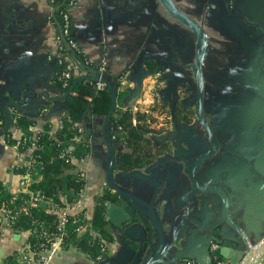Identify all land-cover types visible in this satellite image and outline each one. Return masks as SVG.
Wrapping results in <instances>:
<instances>
[{
  "label": "crops",
  "instance_id": "crops-1",
  "mask_svg": "<svg viewBox=\"0 0 264 264\" xmlns=\"http://www.w3.org/2000/svg\"><path fill=\"white\" fill-rule=\"evenodd\" d=\"M171 1L182 14L198 22L207 34L209 46L202 62L204 111L217 136L219 149H228L233 140L243 145V136L237 129L230 134L223 132L227 124L222 120L230 106L245 105L248 114L254 111L257 116L264 112V96L256 89L258 85L264 91V0ZM52 10L49 0H0V115L6 119V122L2 119L0 125V182L15 196L24 193L23 170L17 171L12 165L24 166L33 155L9 141L26 135L17 124V116L35 121L28 128L30 135L42 132L48 123L55 136L62 125L64 102L52 100L64 95L54 82L60 67L48 58V53L54 51ZM71 15L73 33L85 56L94 63H105L110 76L117 77L126 69L132 72L130 80L134 87L119 91L116 106L135 109L140 91L151 83L150 74L155 69L150 68V64L153 63L164 73L159 101L164 100L168 88L169 93L174 88L180 92L185 82L189 87L190 103L195 108L194 121L185 124L190 129L189 134L187 130L181 131L170 116V130L155 135L161 142L165 135L175 132L173 139L168 140L172 151L158 158L159 165L126 173L114 169L116 153L110 115L89 114L86 122L80 125L85 128V135L74 139V146L85 139L91 150L84 159L73 161L76 166L73 171L86 172V191L73 202L72 212H84L92 225L95 205L106 190L117 192L120 197L124 194L148 215L155 247L163 236L161 252H166L172 238L185 229L187 209L209 207L211 213L202 218V225L207 229L222 222L220 197L215 194L197 196L189 177L191 164L211 145L196 114L197 90L193 73L199 49L196 31L170 14L162 0H80L71 8ZM82 75L80 72L76 77ZM140 78L142 87L138 94L132 95ZM85 81L91 83L93 80ZM128 90L130 93L123 95ZM5 109L11 117L9 127ZM219 161L218 155L210 159L198 170L197 180L202 186L226 187L228 184L231 217L244 225L240 212L245 203L231 190L234 184L219 174L221 169V173L226 169ZM261 172L258 192L264 197V167ZM34 178L36 182L40 176ZM244 184L246 187L254 185L251 178ZM196 199L202 204L196 206ZM112 230L114 241H108L109 253L101 261L94 260V264H124L131 258L133 240L126 236L121 238L114 226ZM29 236L28 230L17 231L1 222L0 264H8L11 255L20 263V254L29 248ZM154 253L148 257L144 255L138 264L148 262ZM66 259L67 264H82L75 258ZM57 260L56 264H60L61 258ZM259 264H264V256Z\"/></svg>",
  "mask_w": 264,
  "mask_h": 264
},
{
  "label": "trees",
  "instance_id": "trees-1",
  "mask_svg": "<svg viewBox=\"0 0 264 264\" xmlns=\"http://www.w3.org/2000/svg\"><path fill=\"white\" fill-rule=\"evenodd\" d=\"M150 68L160 70V67H156L153 63L150 64ZM74 79L64 86L63 81L57 75L54 82L56 87L65 93ZM129 93L128 90L123 95ZM188 94L187 91L182 96H178L174 106L170 101L161 100L145 109L134 111L122 105L114 107L115 95L111 88L94 91L92 82H79L65 101L66 108L61 116L62 125L56 131V135L51 134V127L48 123L38 134L37 147L33 151L35 161L32 163L31 170L33 176L36 178L40 176V179L31 185V189H40L55 202H61L63 195H67L72 202L77 201L79 192L86 184V179L80 178L78 171H73L76 166L71 158L82 160L91 150L89 142L85 139L74 146L78 129L86 122L89 114L110 115L111 133L115 135L113 149L116 153L114 164L116 171L126 173L151 167L158 158L172 151L170 142H158L155 139V135L170 130L169 117L172 116L177 124H191L194 121L195 108L191 103L186 102L190 100ZM119 96L120 93H116V99ZM0 119L6 122L4 115H0ZM34 123L35 121L25 116H17V124L26 132V135H30L28 128ZM9 141L15 143L16 140L10 139ZM20 149L23 150V148ZM26 196V193L15 196L7 192L0 182V203L6 202L11 207L20 209L25 204ZM119 199L120 195L117 192L106 190L94 208L92 227L101 233L107 242L114 241L113 226L107 215V203H117ZM56 217L57 215L42 206L29 207L27 212L20 210L13 228L22 231L38 227L40 233V225L43 224L46 229L55 230ZM39 233H31L29 236L32 247L37 250L44 248L41 246L44 237ZM71 245L86 252L95 261L100 254L99 245L93 243L87 235L77 236L72 223L67 227L64 247ZM131 246L136 247L137 243L131 241ZM8 260V264H20L14 255L9 256Z\"/></svg>",
  "mask_w": 264,
  "mask_h": 264
},
{
  "label": "water",
  "instance_id": "water-1",
  "mask_svg": "<svg viewBox=\"0 0 264 264\" xmlns=\"http://www.w3.org/2000/svg\"><path fill=\"white\" fill-rule=\"evenodd\" d=\"M162 2L170 14L195 30L199 36V49L193 65L194 81L197 90L196 114L197 120L204 129L211 145L209 149L191 164L189 177L191 179L193 191L197 196L215 194L220 197L223 221L207 229L202 225V218L204 215H209L211 209L207 206H203L201 210L200 208H195L192 211L187 209L186 216L188 223L185 225V229L172 238L169 247L165 248V250L167 249L166 252H161L163 236H160L161 243L155 247L153 245V226L148 223V215L144 214L142 208L134 205L122 194L119 202L107 203V215L110 223L120 232L121 238H125L126 236L137 243L136 247H131L132 256L128 261L124 262V264H138L140 258L144 255L148 257L154 252V256L145 264H187V261L191 259H195L201 264H215L212 257L213 243L218 245L219 257L223 261V264H259L261 258L264 256V237L254 242L249 238L246 230L250 228L256 234L262 235V226L264 225V198L259 197L256 188L251 189L250 187H246L243 182V189L247 192V195L245 196V200H243L245 206L241 208L240 212V218L244 224L242 225L231 217L228 193L218 185L202 186L197 180L198 170L216 153L219 146L217 136L204 111L202 62L209 46L207 34L198 22L182 14L171 0H162ZM85 80L91 81L93 77L84 75L76 77L63 96L53 97L52 100L63 101V107L66 108L65 101L67 98L76 85ZM141 87L142 78L136 82L135 88L131 91L132 95L138 94ZM181 88L180 92L178 88H174L172 93H169L170 89L168 88V94L164 96V100L170 101L174 106L178 96H182V94L189 91V87L186 86L185 82L182 84ZM113 93L115 95L113 101L115 107L116 94L114 91ZM186 102L190 103V100ZM7 107L8 105L6 108ZM4 112L7 118V126L9 127L11 117L6 113V109ZM179 129L181 131L187 130V134L190 133V129L185 123L179 124ZM174 133V131H171L168 135H165L163 139L166 141L173 139ZM163 139H161V142ZM159 163L160 161H157L151 168L156 167ZM185 193L186 191L184 194ZM181 200H183V198H181ZM194 204L198 206L202 204V201L196 199ZM41 206L45 208L46 203L43 202ZM252 218L257 219V223H252Z\"/></svg>",
  "mask_w": 264,
  "mask_h": 264
},
{
  "label": "built area",
  "instance_id": "built-area-1",
  "mask_svg": "<svg viewBox=\"0 0 264 264\" xmlns=\"http://www.w3.org/2000/svg\"><path fill=\"white\" fill-rule=\"evenodd\" d=\"M52 5L51 22L55 27L53 35L54 51L48 53V58L56 61L60 67L59 77L63 81V85L67 86L72 81L77 73L92 76V87L94 91H99L107 87L111 88L115 94L122 88L134 87V83L130 80L132 72L130 69H126L122 74L117 77L110 76L107 71L105 63H94L83 53L74 33H73V20L71 15V8L74 7L80 0H49ZM163 76L164 73L161 70H153L150 74L151 83L144 87L139 93V98L135 104V111L138 109H145L147 106L153 104L161 99V91L163 89ZM117 101V99H115ZM44 112L48 109L44 108ZM3 124V120L0 119V125ZM40 133V132H39ZM36 135H24L16 139L14 146L23 148V150L31 153L37 147L38 134ZM85 135V128L80 126L78 129V135L75 139H80ZM112 140L115 139V135L111 136ZM72 157V162L75 160ZM34 157L24 165L19 164L12 165V168L20 171L21 173V186L24 189V193L27 194L25 198V204L20 209L11 207L6 202L0 203V223L5 222L12 226L16 222L20 210L25 212L29 211V207H39L44 202L46 203V210L57 215L56 217V229H46L43 224L40 225L41 232L39 233L38 227L34 229H28L31 233H39L43 235L44 240L41 246L43 249H35L29 242V248L20 254V264H51L58 254V252L64 248V241L67 237V227L70 223L74 225L76 235L81 237L87 235L93 243L99 245L100 254L97 257L98 261H101L109 253V243L105 238L95 230L88 222V218L84 212H72L73 202L68 199L67 195L62 196L61 202H55L51 197L47 196L40 189H31V185L34 183L35 178L32 174L31 167L34 163ZM157 162V161H156ZM155 162V163H156ZM154 163V164H155ZM80 178H86V172L78 171ZM86 187L84 186L78 194V197L84 196ZM212 257L215 264H223V261L219 257L218 245L212 244ZM187 264H201L195 259L187 261Z\"/></svg>",
  "mask_w": 264,
  "mask_h": 264
},
{
  "label": "flooded vegetation",
  "instance_id": "flooded-vegetation-1",
  "mask_svg": "<svg viewBox=\"0 0 264 264\" xmlns=\"http://www.w3.org/2000/svg\"><path fill=\"white\" fill-rule=\"evenodd\" d=\"M262 36L258 37V40H262ZM256 89L262 93L264 96V91L259 89V86L256 85ZM245 105L239 106H230L226 110V114L222 120L223 124H227L225 129H222L225 133H233L235 129L243 136V145L236 143L235 140L232 142V146H229L228 149H218L214 155H212L204 165L215 156H219V162L221 165L226 167L225 173H221L222 178H225L228 181H231L234 195L245 200L247 192L242 188L243 182L248 178L253 180L254 185H248L251 189H255L258 192V183L261 180L260 174L261 170L264 167V112L257 116L254 111H250ZM243 131H245L243 133ZM203 165V166H204ZM202 166V167H203ZM241 174V175H240ZM227 182V181H226ZM228 184L226 187L221 186L229 195V200L231 195L227 190ZM235 189V190H234ZM259 197H262L258 194ZM251 217V215H250ZM257 219L252 218V223H257ZM264 237V225L262 226V235L257 239L259 241ZM255 241V242H257Z\"/></svg>",
  "mask_w": 264,
  "mask_h": 264
},
{
  "label": "rangeland",
  "instance_id": "rangeland-1",
  "mask_svg": "<svg viewBox=\"0 0 264 264\" xmlns=\"http://www.w3.org/2000/svg\"><path fill=\"white\" fill-rule=\"evenodd\" d=\"M247 234L251 240L252 238L254 240V238H257L260 236L259 234H256L255 232H253V230L250 228L248 229ZM67 257L78 259L82 262V264H94V260L91 259L85 252L78 250L72 245L68 248L61 249L58 252V254L55 256V259H54L55 262L54 261L53 262L54 264H56L58 263L57 259L61 258L60 264H67V259H66Z\"/></svg>",
  "mask_w": 264,
  "mask_h": 264
}]
</instances>
